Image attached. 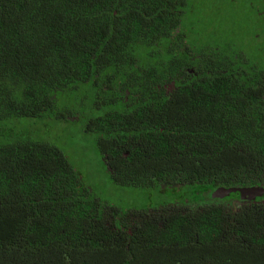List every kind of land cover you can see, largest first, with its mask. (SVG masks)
I'll return each mask as SVG.
<instances>
[{
	"label": "trees",
	"instance_id": "trees-1",
	"mask_svg": "<svg viewBox=\"0 0 264 264\" xmlns=\"http://www.w3.org/2000/svg\"><path fill=\"white\" fill-rule=\"evenodd\" d=\"M257 22L264 0H0V123L83 120L113 183L190 194L122 212L0 124V264H264V195L210 197L264 187V46L234 44Z\"/></svg>",
	"mask_w": 264,
	"mask_h": 264
},
{
	"label": "rangeland",
	"instance_id": "rangeland-1",
	"mask_svg": "<svg viewBox=\"0 0 264 264\" xmlns=\"http://www.w3.org/2000/svg\"><path fill=\"white\" fill-rule=\"evenodd\" d=\"M259 10L262 11V7L256 8L257 17H261L257 14ZM254 26L259 29L264 28V24L260 22L254 23ZM255 33L258 37H253L250 40L243 34L236 36L237 39L234 40V44L244 48L245 54L259 57L263 55L259 53V50L264 46V34L260 30L255 31ZM58 101L59 109L61 107L68 109L69 106H72L71 108L78 109L84 116L87 114L76 96L72 99H60ZM16 122L18 129H28L34 138H41L55 146L65 156L74 171L80 174L84 184L91 189L99 201L118 208L122 212L157 208L179 202L183 200V197L190 196V194L180 196L177 193L174 194L169 188L160 186L153 189H142L123 187L113 183L97 151L96 134L84 132L83 120L70 123L54 118L41 120L12 119L0 124L1 127L6 128L9 124Z\"/></svg>",
	"mask_w": 264,
	"mask_h": 264
},
{
	"label": "water",
	"instance_id": "water-1",
	"mask_svg": "<svg viewBox=\"0 0 264 264\" xmlns=\"http://www.w3.org/2000/svg\"><path fill=\"white\" fill-rule=\"evenodd\" d=\"M237 193L241 200H254L264 195V187L215 188L211 193L212 199H223L230 194Z\"/></svg>",
	"mask_w": 264,
	"mask_h": 264
}]
</instances>
